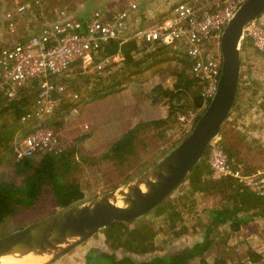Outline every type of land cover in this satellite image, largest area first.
Listing matches in <instances>:
<instances>
[{
	"label": "rangeland",
	"instance_id": "rangeland-1",
	"mask_svg": "<svg viewBox=\"0 0 264 264\" xmlns=\"http://www.w3.org/2000/svg\"><path fill=\"white\" fill-rule=\"evenodd\" d=\"M176 1L179 0H37L31 4L30 0H0V48L9 43L12 37L6 28L4 13L20 3H28L29 6L24 14L13 17L14 34L25 37L30 31L55 19L84 18L93 9L116 10L129 2L137 3L139 13H143L141 23L151 17L156 20L162 10ZM60 11H64V14H59ZM257 19L264 22V13ZM135 56L146 57L141 71L124 80L118 91L108 93L101 99L93 100L86 97V94L93 84L95 88H100L109 81L110 75L119 76L118 57L108 62L99 61V69L95 67L97 64L81 61L73 63L64 74L56 78L57 82L65 85L66 91L64 95L55 98L53 112L44 124L55 129L54 133L64 149L75 148L74 159L79 168L72 176L76 177L82 187V201L107 192L149 168L188 134L193 125L192 118L203 111V108L189 109L195 86L191 84L183 88L178 84L179 81L191 79L188 63L180 51L171 46L159 47L142 49ZM105 65L108 66L106 69L98 71ZM96 77L100 82L93 83ZM176 84L178 87L173 89ZM168 89L173 91L163 93ZM134 101L136 108L131 107ZM169 107L174 113L170 112L168 118H165ZM181 117L184 119L181 120ZM153 120L163 121L149 122ZM137 122L144 124L134 136V152L121 163L103 158L101 154L107 147ZM217 136L218 143L226 150L228 148L231 161L239 164L243 171L250 173L264 169V62L248 40H240V73L235 101ZM15 143L13 140V145ZM0 157V179L20 181V177L15 176L11 170V163L17 158L14 150L6 152L0 149ZM38 157L36 153L31 159ZM197 164L194 174L202 173V179L219 178L210 173L206 152ZM192 175L190 173L186 176L166 198L168 202L161 209L162 214L159 212L161 210L155 208L135 220L139 221L140 228L144 227L145 233L155 231L152 238L154 248L151 251L140 253L118 246L111 247L109 243L112 237L107 239L102 229L49 264H84V255L89 250L92 253H113L116 257L128 255L139 263L154 255L191 246L201 238L206 223L204 220L210 209L229 205V201L239 199L228 189L217 190L221 186L213 189L205 187L200 179L196 187L192 186ZM57 210L50 195L43 193L33 206L4 219L0 223V236ZM172 211L178 212L177 217L173 221H166ZM254 211L250 209L247 212L249 217L235 231L231 230L229 224L215 228L210 234L212 240H215L214 244L186 264H212L214 258L221 256L226 257L227 264H264V216L252 215ZM134 225L132 222L129 227ZM116 236L117 239H123V233L116 231ZM247 250L258 252L262 256L261 260L249 262Z\"/></svg>",
	"mask_w": 264,
	"mask_h": 264
},
{
	"label": "built area",
	"instance_id": "built-area-1",
	"mask_svg": "<svg viewBox=\"0 0 264 264\" xmlns=\"http://www.w3.org/2000/svg\"><path fill=\"white\" fill-rule=\"evenodd\" d=\"M242 1L179 0L162 10L156 20L151 17L142 23L143 13H139L137 3L129 2L116 10L93 9L82 24L68 18L55 19L25 37L14 34L13 17L24 14L29 4L20 3L6 10L5 24L12 37L0 49V94L11 96L17 88L37 80L34 101L20 117L22 123H33V127L14 145L15 155L31 157L42 150L64 149L58 136L44 124L53 112L55 98L66 91L65 85L56 78L79 61L97 64L95 67L99 69V61L92 59L109 41L120 45L132 40L137 45L176 48L187 60L190 76L200 85L204 109L215 92L219 76L221 31ZM36 2L30 0L31 4ZM241 40H248L264 62V22L259 19L248 22L243 27ZM117 57L115 54L100 61ZM206 155L212 174L230 177L255 195L264 196V169L243 171L223 152L218 136L207 145Z\"/></svg>",
	"mask_w": 264,
	"mask_h": 264
},
{
	"label": "trees",
	"instance_id": "trees-1",
	"mask_svg": "<svg viewBox=\"0 0 264 264\" xmlns=\"http://www.w3.org/2000/svg\"><path fill=\"white\" fill-rule=\"evenodd\" d=\"M76 18L74 21L79 24H82L85 19V17ZM150 48L154 49L151 45H137L132 40L126 41L120 45L115 41H109L103 45L101 51L94 57L93 61H100L105 57H112L117 54L120 58V60L117 61L120 64L119 76L114 77L110 75L109 81L106 84H102L100 88L94 87L93 83L100 82L98 81L99 78L96 77L86 97L97 100L107 96L108 93H115L118 91L122 87L124 80L129 79L142 69V63L145 61L146 57L142 56L138 58L135 56V53L142 49L151 50ZM114 63L116 62L112 64ZM107 67L108 66L105 65L98 71L106 69ZM190 78L191 79L187 81H179L178 84L183 88H187L191 84L195 86L194 93L191 95L189 109L200 110L204 103V99L199 92L200 85L195 78L193 79L191 76ZM178 84H176L173 89H176ZM169 91L172 92L173 90L168 89V91H164L163 93ZM36 92L37 80L32 79L27 84L17 88L11 96L0 94V149H4L6 152H13V140L17 143L32 129L33 123H22L20 117L34 101ZM170 112L171 109L169 107L165 118H168ZM172 112L174 113L173 109ZM198 116V114L195 115L191 125ZM162 121L163 120H153L149 122L156 123ZM54 124H56V121ZM143 124L144 123L137 122L126 129L125 132L107 147L101 156L118 163L124 161L134 152V136L138 128ZM54 130L53 132H55ZM14 135H16L15 138ZM220 145L222 146V144ZM222 149L230 159L228 148L226 150L222 146ZM74 153L75 148L69 147L56 152L52 150H42L37 153L39 154L38 159H31V157H17L13 159L11 170L15 176L20 177V181L4 178L0 179V223L14 213L33 206L35 202L42 197L43 193H48L50 195L54 205L59 210L82 202V187L76 177L72 176L74 171L79 168L76 167V164L78 166V162L76 163L74 159ZM196 167H198V164L188 173V175L190 173L193 174L191 178L192 186L196 187L197 181L200 179L205 187L209 186L213 189L221 186L220 189L218 188L217 190L225 188L235 193L234 197L239 196L238 200L229 201V205L215 207L208 211V217L204 220L206 223L204 224L200 239L196 240L189 247H184L163 255H154L139 263L134 262L128 255L116 257L113 253H105L102 251L92 253V250H89L84 255V264H186L188 260L201 255L208 250L211 244H214L215 240H212L210 234L218 226L229 224L232 231L237 230L239 225L245 222L246 217H249L247 212L250 209H255L252 215L264 216V196L255 195L227 176H219L218 179H208V177L202 179V173L194 174ZM215 183L218 184L216 185ZM240 189H242V192H239ZM166 202H168V200L165 199L156 207V210H161L163 206L166 205ZM159 212L161 214L163 213L162 210ZM241 212L244 213L239 216L238 213ZM177 215V211H172V213H169L166 221H173ZM138 222L139 221H134L133 224L135 225L132 228L129 227L132 223L125 224L119 222L112 223L104 228L103 232L106 238L110 239V237H112L109 246H118L128 251H139L140 253L151 251L154 248H152V238L155 231L153 233H145L146 230H143V226L140 228ZM116 231L123 233V239H117ZM246 254L249 262H256L262 258L256 251L247 250ZM212 264H227L226 257L221 256L217 259L214 258Z\"/></svg>",
	"mask_w": 264,
	"mask_h": 264
},
{
	"label": "water",
	"instance_id": "water-1",
	"mask_svg": "<svg viewBox=\"0 0 264 264\" xmlns=\"http://www.w3.org/2000/svg\"><path fill=\"white\" fill-rule=\"evenodd\" d=\"M262 13L264 0H243L225 23L215 92L184 138L127 182L0 236V261L36 257L31 264H49L96 231L115 222L130 224L159 206L197 164L229 115L240 73L242 30Z\"/></svg>",
	"mask_w": 264,
	"mask_h": 264
},
{
	"label": "bare ground",
	"instance_id": "bare-ground-1",
	"mask_svg": "<svg viewBox=\"0 0 264 264\" xmlns=\"http://www.w3.org/2000/svg\"><path fill=\"white\" fill-rule=\"evenodd\" d=\"M34 257H27V258H23L20 260H16V261H8V262H2L3 259H1L0 264H31V263H35L36 262V257L35 259ZM39 259V258H38Z\"/></svg>",
	"mask_w": 264,
	"mask_h": 264
},
{
	"label": "crops",
	"instance_id": "crops-1",
	"mask_svg": "<svg viewBox=\"0 0 264 264\" xmlns=\"http://www.w3.org/2000/svg\"><path fill=\"white\" fill-rule=\"evenodd\" d=\"M136 106H137V104H136L135 101H134V102H131V107L136 108ZM121 109H122V108H121ZM69 264H71V262H70Z\"/></svg>",
	"mask_w": 264,
	"mask_h": 264
}]
</instances>
